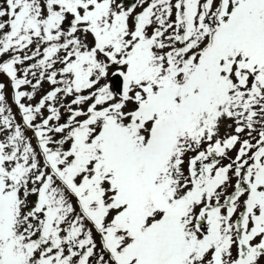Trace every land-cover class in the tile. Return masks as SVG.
Segmentation results:
<instances>
[{"label": "snow or ice", "instance_id": "obj_1", "mask_svg": "<svg viewBox=\"0 0 264 264\" xmlns=\"http://www.w3.org/2000/svg\"><path fill=\"white\" fill-rule=\"evenodd\" d=\"M0 264H264V0H0Z\"/></svg>", "mask_w": 264, "mask_h": 264}]
</instances>
